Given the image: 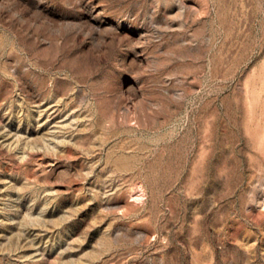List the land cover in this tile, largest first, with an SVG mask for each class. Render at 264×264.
I'll list each match as a JSON object with an SVG mask.
<instances>
[{
	"label": "rangeland",
	"instance_id": "1",
	"mask_svg": "<svg viewBox=\"0 0 264 264\" xmlns=\"http://www.w3.org/2000/svg\"><path fill=\"white\" fill-rule=\"evenodd\" d=\"M0 264H264V0H0Z\"/></svg>",
	"mask_w": 264,
	"mask_h": 264
}]
</instances>
